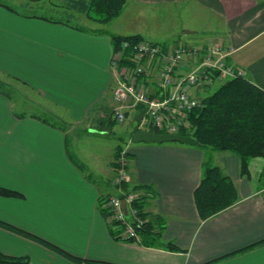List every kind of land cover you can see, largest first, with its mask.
I'll return each mask as SVG.
<instances>
[{"label": "crops", "instance_id": "0c3cea01", "mask_svg": "<svg viewBox=\"0 0 264 264\" xmlns=\"http://www.w3.org/2000/svg\"><path fill=\"white\" fill-rule=\"evenodd\" d=\"M12 1L22 6L28 3ZM131 3L163 10L186 7L190 22L181 23L186 33L177 34L176 45L203 49L218 45L227 61L264 91V0H126L125 9ZM27 14L0 4V78L14 91L22 86L31 93L19 92L22 97H15L14 91L10 96L0 93V186L23 195L0 196V220L83 260L264 264V196L259 181L264 162L252 159L251 177H243L239 157L231 152L210 154L212 163L236 183L240 201L203 221L194 195L207 152L176 142L133 144L130 137L123 150L132 155L128 189L151 188L144 203L148 222L158 216L165 218L162 239L180 250L145 246L111 234L110 220L102 213L100 202L117 193L113 185L117 149L108 147L107 156L104 150L93 153V161L86 162L89 177L73 162L69 147L73 149L82 127L112 120L117 106L111 64L115 46L107 34ZM189 35L191 45L181 44ZM142 110L141 106L128 109L126 119L136 120ZM73 151L81 158L79 151ZM253 244L256 246L243 251ZM0 251L7 256H27L28 264H87L3 227Z\"/></svg>", "mask_w": 264, "mask_h": 264}, {"label": "trees", "instance_id": "16d2710c", "mask_svg": "<svg viewBox=\"0 0 264 264\" xmlns=\"http://www.w3.org/2000/svg\"><path fill=\"white\" fill-rule=\"evenodd\" d=\"M27 1L28 3L25 7H30L31 0ZM0 4L4 5L9 10L17 12V10L3 4L1 1ZM125 5L126 0H63L60 6L64 10L62 13L58 11L59 16H47L35 13L27 15H31V17H40L52 22L63 23L83 31L107 34L104 30L88 29L81 24L71 23L70 19L80 14L86 16L95 23L107 25L121 15ZM109 36L116 48H119L121 42L124 40L131 42L144 40L140 35L122 36L110 34ZM7 77L12 81L18 80L12 76ZM0 93L8 96L11 95L6 81L2 78H0ZM111 118L112 122L118 124L115 118ZM187 120L188 126L184 127L179 132V135L187 139L184 144L207 152L205 163L203 164L202 178L194 195L200 218L205 221L234 206L240 201L239 190L236 183L221 167L212 163L210 153L231 152L237 155L240 160L241 175L247 178L251 177V160L255 158L264 159V91L250 82L245 76L228 79L222 82L213 93L204 96L200 106L189 112ZM122 152L123 150L117 149L116 158L119 157ZM125 155L131 159L132 155L130 156L126 152ZM73 162L77 163L75 160ZM259 181L260 189H263L264 196V168L259 174ZM124 188L130 190L126 183ZM141 188L146 193L140 196L139 202L136 204L144 210L145 199L148 196L147 194L151 192H149L151 188L137 186L132 189L141 190ZM0 196L23 198L20 192L1 186ZM100 206L102 213L110 220L111 212L105 207L104 198L101 199ZM109 225L111 234L116 238H122L120 233L123 231L124 227L116 221H110ZM0 227L33 239L72 261L79 263L85 262L87 264H109L106 262L83 260L74 257L46 240L17 229L1 220ZM165 228V218L161 216L156 217L154 221L148 222L145 228L139 230L141 236L140 243L145 246L163 247L170 251H179L180 249L174 243L163 241L162 235ZM254 246H256V244L244 248L243 251ZM0 263L28 264L29 257L7 256L0 251ZM211 263L212 262L208 264Z\"/></svg>", "mask_w": 264, "mask_h": 264}, {"label": "built area", "instance_id": "2783aa9c", "mask_svg": "<svg viewBox=\"0 0 264 264\" xmlns=\"http://www.w3.org/2000/svg\"><path fill=\"white\" fill-rule=\"evenodd\" d=\"M111 64L117 102L112 117L123 123L128 109L141 106L146 114L139 126L168 134H179L188 126V114L200 106L204 91L217 82L245 76L243 70L227 61L218 45L203 49L146 39L124 40L115 47ZM192 90L199 94L193 95ZM129 165L130 159L122 152L115 160L113 185L117 193L104 197V205L111 212L110 221L124 227L121 237L140 242L139 230L145 228L148 219L136 204L142 191L124 188Z\"/></svg>", "mask_w": 264, "mask_h": 264}, {"label": "rangeland", "instance_id": "374dc122", "mask_svg": "<svg viewBox=\"0 0 264 264\" xmlns=\"http://www.w3.org/2000/svg\"><path fill=\"white\" fill-rule=\"evenodd\" d=\"M0 1L25 14L35 13L47 16H59V12L62 13L64 10L60 6L63 0H38L35 1L36 3L30 7H25L20 4H16L12 0ZM17 6H19V8ZM190 17L191 13L186 7L181 8L179 10H163L148 7H137V5L131 3L126 7V9H123L119 17L112 20L107 25H102L100 28L97 29L104 30L109 35L113 33L125 35L139 34L142 38L154 43H168L175 45L178 44V42L174 40L175 37H178L177 34L180 33L181 36H184L183 32L186 33V29L182 30V26H180L181 23L183 22V20L190 22ZM70 21L71 23L81 24L85 27L90 28L98 26V23H95L89 20L86 16L80 14H77L75 18H71ZM191 24H189L190 27H193V22ZM189 41L190 35L189 37L187 36L183 40H181L180 43L186 44L189 43ZM221 83L217 82L211 88L204 91V95H209L213 93L220 86ZM16 88H19V91H14L13 88L9 87L11 94L12 91H14L13 95H15V97L21 96L19 92L25 93L27 91V89L22 86H16ZM27 92L29 93V91ZM145 114L146 109L143 108V110L137 115L136 120L129 117L125 120V122L117 124L106 119L105 121H103L102 125H100L99 122H94L92 123L93 126L91 128L82 127V130H80V133H78L77 138L73 143V149L79 151L81 158H79L77 154H75V151H73V149L69 147L71 157L77 163H79L81 169L85 171L86 175L92 177L90 175L87 163L93 161V153H97L104 150L105 152L103 154L104 156H107L108 147H111L113 149L121 148L120 150L126 149V143L129 141L130 137L132 139V136L137 129L150 128L149 126H145L144 128L139 126ZM44 115L45 117L55 121L53 118H51L53 117L52 115ZM57 123H60V121ZM176 143L184 144L180 142ZM87 156L91 157L88 158L86 161L85 159ZM259 160H261L260 162H264V159L262 158H260ZM258 164L259 162L257 163V166Z\"/></svg>", "mask_w": 264, "mask_h": 264}, {"label": "water", "instance_id": "95a60500", "mask_svg": "<svg viewBox=\"0 0 264 264\" xmlns=\"http://www.w3.org/2000/svg\"><path fill=\"white\" fill-rule=\"evenodd\" d=\"M187 139L179 134H168L159 133L151 129H139L134 132L132 136V141L135 143L145 142V143H165V142H180L184 143ZM125 206V202H124Z\"/></svg>", "mask_w": 264, "mask_h": 264}]
</instances>
